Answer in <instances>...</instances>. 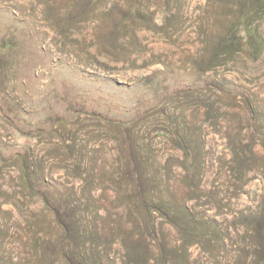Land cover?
<instances>
[{
    "label": "rangeland",
    "instance_id": "374dc122",
    "mask_svg": "<svg viewBox=\"0 0 264 264\" xmlns=\"http://www.w3.org/2000/svg\"><path fill=\"white\" fill-rule=\"evenodd\" d=\"M0 264H264V0H0Z\"/></svg>",
    "mask_w": 264,
    "mask_h": 264
},
{
    "label": "trees",
    "instance_id": "16d2710c",
    "mask_svg": "<svg viewBox=\"0 0 264 264\" xmlns=\"http://www.w3.org/2000/svg\"><path fill=\"white\" fill-rule=\"evenodd\" d=\"M241 26H243L244 29L249 31V37L250 40L251 36L254 34V29L248 30V24H247V13L243 12L239 18L238 22ZM140 157L136 156L135 160H139ZM138 162V161H137ZM149 174L143 171H137L135 173V178L133 181V186L135 188V191L137 193V196L140 197L141 201H145V198L153 197L154 199H161L162 197V191L157 190L158 185H160L161 176L158 175V179H155L154 176H149ZM153 229V226H150L146 229V231L150 232ZM134 253L135 251L132 250Z\"/></svg>",
    "mask_w": 264,
    "mask_h": 264
}]
</instances>
